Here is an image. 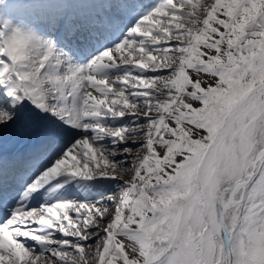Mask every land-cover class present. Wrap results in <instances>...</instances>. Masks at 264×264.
Instances as JSON below:
<instances>
[{"label": "snow or ice", "instance_id": "snow-or-ice-1", "mask_svg": "<svg viewBox=\"0 0 264 264\" xmlns=\"http://www.w3.org/2000/svg\"><path fill=\"white\" fill-rule=\"evenodd\" d=\"M80 7L0 0V264H264V0Z\"/></svg>", "mask_w": 264, "mask_h": 264}, {"label": "bare ground", "instance_id": "bare-ground-1", "mask_svg": "<svg viewBox=\"0 0 264 264\" xmlns=\"http://www.w3.org/2000/svg\"><path fill=\"white\" fill-rule=\"evenodd\" d=\"M44 1V0H42ZM47 2V1H46ZM105 0H99V3L96 4V3H92V2H88L86 0H72V3L76 4V5H80L81 7L78 9L79 11H82V12H90V11H97L98 9H93L92 7H87V6H92V5H99V4H102L104 3ZM45 3V1H44ZM56 5V4H55ZM58 5V4H57ZM53 11L57 10V9H52Z\"/></svg>", "mask_w": 264, "mask_h": 264}, {"label": "rangeland", "instance_id": "rangeland-1", "mask_svg": "<svg viewBox=\"0 0 264 264\" xmlns=\"http://www.w3.org/2000/svg\"><path fill=\"white\" fill-rule=\"evenodd\" d=\"M45 3H48V4H52V5H62V4H68V3H72V0H44ZM42 1V2H44ZM47 1V2H46ZM82 1V0H81ZM88 2H92V3H96L98 4L99 3V0H86ZM74 4V3H72ZM88 8L91 7V6H87ZM55 9V8H54Z\"/></svg>", "mask_w": 264, "mask_h": 264}]
</instances>
